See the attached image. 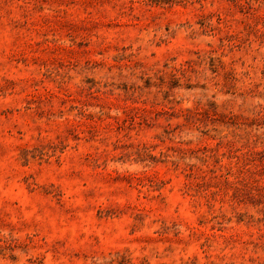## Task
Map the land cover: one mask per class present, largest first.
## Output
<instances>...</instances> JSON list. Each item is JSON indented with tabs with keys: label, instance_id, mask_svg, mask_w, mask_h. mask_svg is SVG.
<instances>
[{
	"label": "rangeland",
	"instance_id": "obj_1",
	"mask_svg": "<svg viewBox=\"0 0 264 264\" xmlns=\"http://www.w3.org/2000/svg\"><path fill=\"white\" fill-rule=\"evenodd\" d=\"M0 264H264V0H0Z\"/></svg>",
	"mask_w": 264,
	"mask_h": 264
}]
</instances>
